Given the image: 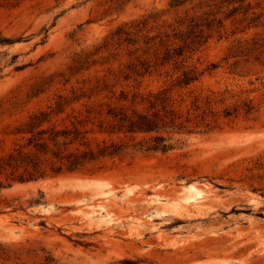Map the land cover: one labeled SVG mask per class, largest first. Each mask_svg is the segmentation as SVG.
Masks as SVG:
<instances>
[{"label":"rangeland","instance_id":"rangeland-1","mask_svg":"<svg viewBox=\"0 0 264 264\" xmlns=\"http://www.w3.org/2000/svg\"><path fill=\"white\" fill-rule=\"evenodd\" d=\"M0 184V264H264V0H0Z\"/></svg>","mask_w":264,"mask_h":264},{"label":"trees","instance_id":"trees-1","mask_svg":"<svg viewBox=\"0 0 264 264\" xmlns=\"http://www.w3.org/2000/svg\"><path fill=\"white\" fill-rule=\"evenodd\" d=\"M43 146V143H41V141L39 140H36L34 142V147H42ZM163 149L165 150L166 147H163ZM106 150H104L105 152ZM105 155L104 156H116L118 153L117 151L115 152H112V153H104ZM90 155H93V153H91ZM10 159L9 162H8V166L9 167H12L13 166V163L16 165L17 162H19V157L17 156H14V155H11L10 156ZM84 163L83 159H81L79 156H73V159L71 161H69V166H68V169L70 171H76L78 170L82 164ZM34 168H37L36 165L33 166ZM62 170V167L58 168V171H61ZM7 187H11L10 184L7 185ZM2 188H5V187H2V184H0V191L2 190Z\"/></svg>","mask_w":264,"mask_h":264},{"label":"bare ground","instance_id":"bare-ground-1","mask_svg":"<svg viewBox=\"0 0 264 264\" xmlns=\"http://www.w3.org/2000/svg\"><path fill=\"white\" fill-rule=\"evenodd\" d=\"M60 180V179H59ZM61 182V181H60ZM194 187H195V185H194ZM187 189H193L194 190V188H193V185H190V186H188V188ZM196 190H194L193 191V193L195 192ZM200 191V190H199ZM192 193V192H191ZM203 194V193H202ZM195 195V196H194ZM194 195H190V196H188V197H186V200L187 201H197L198 200V198H197V196L199 197L200 195H201V193L200 192H198V194H196V193H194ZM203 197V196H202ZM100 207V206H99ZM102 207V206H101ZM94 209V210H93ZM93 209H91V212H89V213H84L85 214V216L88 218V219H90V220H96L95 218H96V215H99V216H101V221H103V219H107L108 218V220H111L110 218H109V216H110V214L108 213V211L105 209V208H101V209H97V210H95V208L93 207ZM80 211H82V209L80 210ZM90 211V210H89ZM113 216V215H112ZM99 220V219H98ZM106 221V220H105ZM110 222V221H109Z\"/></svg>","mask_w":264,"mask_h":264}]
</instances>
